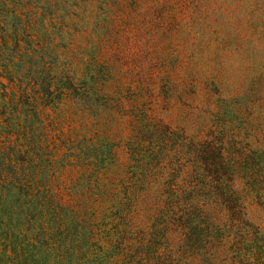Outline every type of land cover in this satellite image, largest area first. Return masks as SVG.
Returning a JSON list of instances; mask_svg holds the SVG:
<instances>
[{
	"label": "trees",
	"instance_id": "trees-1",
	"mask_svg": "<svg viewBox=\"0 0 264 264\" xmlns=\"http://www.w3.org/2000/svg\"><path fill=\"white\" fill-rule=\"evenodd\" d=\"M87 3L0 0V264H215L220 212L251 226L231 155L146 117L113 137L111 70L77 40ZM240 238L238 261L264 264L262 236Z\"/></svg>",
	"mask_w": 264,
	"mask_h": 264
},
{
	"label": "rangeland",
	"instance_id": "rangeland-1",
	"mask_svg": "<svg viewBox=\"0 0 264 264\" xmlns=\"http://www.w3.org/2000/svg\"><path fill=\"white\" fill-rule=\"evenodd\" d=\"M88 1L77 40L111 70L113 137L123 144L146 117L231 155L251 226L220 212L232 235L215 264H243L234 253L240 234L264 240V0ZM119 159L126 164L122 150ZM157 198L149 195L147 208Z\"/></svg>",
	"mask_w": 264,
	"mask_h": 264
}]
</instances>
